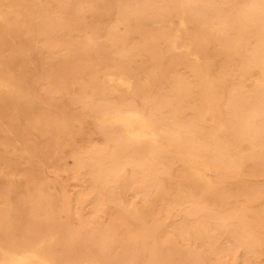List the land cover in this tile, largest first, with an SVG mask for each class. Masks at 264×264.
Returning a JSON list of instances; mask_svg holds the SVG:
<instances>
[{
    "label": "rangeland",
    "instance_id": "374dc122",
    "mask_svg": "<svg viewBox=\"0 0 264 264\" xmlns=\"http://www.w3.org/2000/svg\"><path fill=\"white\" fill-rule=\"evenodd\" d=\"M0 14V258L264 264V135L241 123L257 107L264 124V0H0ZM128 91L180 132L172 146L137 152L106 125ZM240 132L260 146L238 175L221 154L209 181L186 167L201 145L242 149Z\"/></svg>",
    "mask_w": 264,
    "mask_h": 264
},
{
    "label": "bare ground",
    "instance_id": "6f19581e",
    "mask_svg": "<svg viewBox=\"0 0 264 264\" xmlns=\"http://www.w3.org/2000/svg\"><path fill=\"white\" fill-rule=\"evenodd\" d=\"M4 18L3 14H0V21ZM184 24V22H182ZM112 78V77H111ZM120 85H127L128 90L131 89V85L123 79L119 80ZM113 90V89H112ZM131 93L130 97L121 101L124 109L116 110L106 125L114 128L116 131L123 134V136L129 140L134 146L137 152L143 150V146L149 147L160 146L161 149H166L174 144V141L180 137L178 130H171V136L167 132V127H161L157 125V117L141 107L135 105L138 96L134 91H128ZM251 113L245 115L241 123L244 128L254 134V131L264 135V124L255 126L253 113L258 112L257 107L251 108ZM235 122V120L232 118ZM199 123L198 121H196ZM241 133V132H240ZM245 136L246 134H240ZM250 136V134H249ZM114 137V136H113ZM243 140V148H238L237 145L231 143L226 147H215L211 151V158L205 153L206 145H201L198 152H186V167L197 169V177L199 179L209 181V173L216 168L215 160L221 154L225 157L226 168L231 171V176L239 174V166L242 163L240 158L244 151H253L259 148V144L246 138ZM162 139V140H161ZM204 183V182H203ZM62 185V184H61ZM63 196V195H62ZM64 207V206H63ZM0 264H55L52 257L45 252L42 247H37L34 250H2V256L0 258ZM95 264V263H94ZM100 264V263H96Z\"/></svg>",
    "mask_w": 264,
    "mask_h": 264
}]
</instances>
